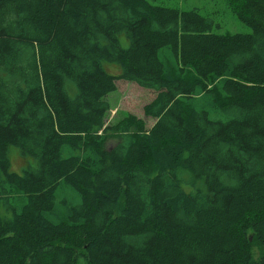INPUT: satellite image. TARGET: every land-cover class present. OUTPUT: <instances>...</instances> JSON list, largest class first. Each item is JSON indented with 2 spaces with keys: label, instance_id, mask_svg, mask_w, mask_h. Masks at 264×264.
I'll return each instance as SVG.
<instances>
[{
  "label": "trees",
  "instance_id": "trees-1",
  "mask_svg": "<svg viewBox=\"0 0 264 264\" xmlns=\"http://www.w3.org/2000/svg\"><path fill=\"white\" fill-rule=\"evenodd\" d=\"M154 1L0 0V264H264V0L235 34ZM117 78L149 131L105 126Z\"/></svg>",
  "mask_w": 264,
  "mask_h": 264
},
{
  "label": "rangeland",
  "instance_id": "rangeland-1",
  "mask_svg": "<svg viewBox=\"0 0 264 264\" xmlns=\"http://www.w3.org/2000/svg\"><path fill=\"white\" fill-rule=\"evenodd\" d=\"M154 5L177 8L179 11H187L196 8L200 15L209 18L213 21L215 34H235V33H249L250 29L244 24L240 23L231 6V0H155ZM107 66V67H106ZM106 70L117 77L120 73L118 66L107 64ZM115 91L106 97L109 109L105 115V126L114 127L129 116H135L142 120L145 129L148 131L154 126L155 120L145 114V107L150 104L155 98V92L139 87L135 83L127 82L117 78L115 81ZM115 136L109 137V144L115 142ZM11 170L21 173L25 168L26 161L21 157L15 147H11L8 152ZM64 195L62 198L57 197L56 201H72L76 202L75 194L67 187L63 186ZM251 244V252L253 258L257 260L263 253L262 247L259 243L251 238V232L248 233ZM77 264H84L83 259H78Z\"/></svg>",
  "mask_w": 264,
  "mask_h": 264
}]
</instances>
